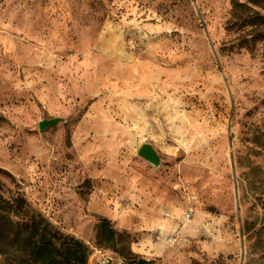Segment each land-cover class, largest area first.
I'll list each match as a JSON object with an SVG mask.
<instances>
[{"label": "rangeland", "instance_id": "1", "mask_svg": "<svg viewBox=\"0 0 264 264\" xmlns=\"http://www.w3.org/2000/svg\"><path fill=\"white\" fill-rule=\"evenodd\" d=\"M232 1L0 0V197L89 264H264V40Z\"/></svg>", "mask_w": 264, "mask_h": 264}, {"label": "trees", "instance_id": "2", "mask_svg": "<svg viewBox=\"0 0 264 264\" xmlns=\"http://www.w3.org/2000/svg\"><path fill=\"white\" fill-rule=\"evenodd\" d=\"M246 1L254 8L232 1L234 24L250 29L252 38L246 42L264 40V0ZM97 229L100 240L113 249L115 232L109 221L99 219ZM89 255L81 241L54 227L23 197H0V264H89Z\"/></svg>", "mask_w": 264, "mask_h": 264}, {"label": "water", "instance_id": "3", "mask_svg": "<svg viewBox=\"0 0 264 264\" xmlns=\"http://www.w3.org/2000/svg\"><path fill=\"white\" fill-rule=\"evenodd\" d=\"M60 119H50V120H44V121H41L39 123V128L41 130L45 129L46 127L48 126H51L57 122H59ZM138 155L140 157H142L144 160H146L147 162L157 166L159 164V158L157 156V154L155 153V151L153 150V148L148 145V144H145V145H142L138 151ZM139 263L141 264H146L147 261L143 260V259H139L138 260Z\"/></svg>", "mask_w": 264, "mask_h": 264}, {"label": "built area", "instance_id": "4", "mask_svg": "<svg viewBox=\"0 0 264 264\" xmlns=\"http://www.w3.org/2000/svg\"><path fill=\"white\" fill-rule=\"evenodd\" d=\"M108 263H109L108 259H102L98 261L96 264H108Z\"/></svg>", "mask_w": 264, "mask_h": 264}]
</instances>
